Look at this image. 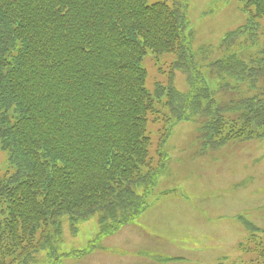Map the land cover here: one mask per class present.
<instances>
[{
	"label": "trees",
	"instance_id": "obj_1",
	"mask_svg": "<svg viewBox=\"0 0 264 264\" xmlns=\"http://www.w3.org/2000/svg\"><path fill=\"white\" fill-rule=\"evenodd\" d=\"M181 1L0 0V264L80 257L91 245L63 252L64 223L75 236L95 218L98 241L168 197L156 188L175 125L195 124L201 152L264 140V0H234L245 21L209 61L193 49ZM148 54L160 73L170 58L169 83L151 92ZM158 122L154 167L149 125ZM238 220L249 233L244 263L264 264V229Z\"/></svg>",
	"mask_w": 264,
	"mask_h": 264
},
{
	"label": "rangeland",
	"instance_id": "obj_2",
	"mask_svg": "<svg viewBox=\"0 0 264 264\" xmlns=\"http://www.w3.org/2000/svg\"><path fill=\"white\" fill-rule=\"evenodd\" d=\"M159 1L179 3L148 0V4ZM181 2L186 3L192 45L194 50H201L199 58H219L222 36L245 21L237 2ZM246 54L254 53L249 50ZM162 61L165 64L160 73L150 54L144 58L146 88L150 92L156 84L169 83L170 58L163 57ZM220 81L212 80L213 86ZM172 84L185 91V76L176 72ZM246 89L241 86V90ZM194 125L192 121L175 125L165 140V171L156 193L172 190L169 196L158 197L132 224L104 238L102 243L95 241V218L80 225L76 237L64 225L63 252L85 250L91 244L95 251L79 259L66 258L61 264H245L250 256L243 255L239 245L245 243L249 233L238 217L264 229V140L234 142L215 151L201 152L194 139ZM149 130L148 156L155 167L160 161L162 123L150 124ZM4 160L0 155L1 167ZM154 257L180 260L164 262ZM43 259L44 254L38 255V264H46Z\"/></svg>",
	"mask_w": 264,
	"mask_h": 264
},
{
	"label": "bare ground",
	"instance_id": "obj_3",
	"mask_svg": "<svg viewBox=\"0 0 264 264\" xmlns=\"http://www.w3.org/2000/svg\"><path fill=\"white\" fill-rule=\"evenodd\" d=\"M1 172V171H0Z\"/></svg>",
	"mask_w": 264,
	"mask_h": 264
}]
</instances>
